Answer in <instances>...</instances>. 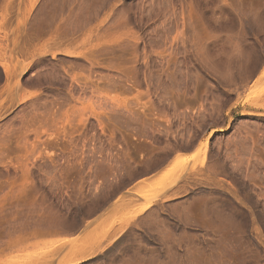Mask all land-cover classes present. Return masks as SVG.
I'll return each instance as SVG.
<instances>
[{"label": "rangeland", "instance_id": "1", "mask_svg": "<svg viewBox=\"0 0 264 264\" xmlns=\"http://www.w3.org/2000/svg\"><path fill=\"white\" fill-rule=\"evenodd\" d=\"M0 264H264V0H0Z\"/></svg>", "mask_w": 264, "mask_h": 264}]
</instances>
